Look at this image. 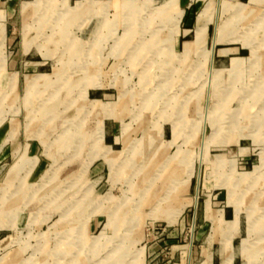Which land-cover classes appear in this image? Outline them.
Segmentation results:
<instances>
[{"label":"rangeland","instance_id":"1","mask_svg":"<svg viewBox=\"0 0 264 264\" xmlns=\"http://www.w3.org/2000/svg\"><path fill=\"white\" fill-rule=\"evenodd\" d=\"M0 2V264H264V0Z\"/></svg>","mask_w":264,"mask_h":264},{"label":"crops","instance_id":"2","mask_svg":"<svg viewBox=\"0 0 264 264\" xmlns=\"http://www.w3.org/2000/svg\"><path fill=\"white\" fill-rule=\"evenodd\" d=\"M4 1L8 2L9 0H3V2ZM0 19H3V16L1 15V11H0ZM213 50L215 51V49H213ZM106 147H107V145H106ZM219 215H222L223 220L225 222L234 221L235 218H236L235 210L232 209L231 207H225V208L219 210ZM221 227L224 228V232L225 233L227 232L228 239H230V242H229V245L226 246V248L223 246L225 249H223V247H221V249H220V251L218 253V255H219L218 264H234L235 260H237V256H238L239 260L241 258H245V257H246L245 259L249 260V258H248V257H250L249 255L243 257L241 255V253H240V249L239 248H241L243 240H241L239 242L237 249H236V246L233 245V243L235 241L239 240V237H240V234H241V229H240L239 222H238V225H237L236 229L228 227L225 223L221 224ZM205 258H207V261L210 264L212 263L213 257H211V255H208Z\"/></svg>","mask_w":264,"mask_h":264},{"label":"bare ground","instance_id":"3","mask_svg":"<svg viewBox=\"0 0 264 264\" xmlns=\"http://www.w3.org/2000/svg\"><path fill=\"white\" fill-rule=\"evenodd\" d=\"M205 10H206V9H205ZM203 13H204V12H203ZM201 18H202V17H200V19H199V20H200V21H203V19H201ZM199 23H200V22H199ZM196 34H197V32H196ZM197 35H198V34H197Z\"/></svg>","mask_w":264,"mask_h":264}]
</instances>
